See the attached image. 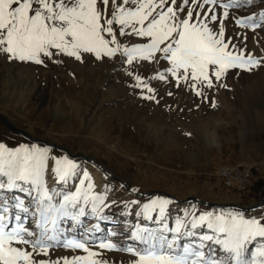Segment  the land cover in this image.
<instances>
[{"label": "snow or ice", "instance_id": "snow-or-ice-1", "mask_svg": "<svg viewBox=\"0 0 264 264\" xmlns=\"http://www.w3.org/2000/svg\"><path fill=\"white\" fill-rule=\"evenodd\" d=\"M252 4L253 0H0V58L42 67L66 59L81 64L120 60L129 66L124 71L135 80L132 86L146 91L141 99L157 103L156 90L131 69L145 61L166 62L149 80L183 87L206 100V90L226 87L223 80L230 70L264 67V56L238 47L231 37L225 39L229 10ZM233 23L256 32L264 26V10L233 16ZM132 37L140 42H123ZM49 168L55 180L51 188L46 179ZM110 191L105 185L97 192L87 168L52 154L48 147L9 148L0 143V264H106L96 258L99 252L90 250L92 245L127 252L136 257L132 264H264V210L257 218L236 210L197 215L195 208L182 209L183 215L170 226L173 201L159 196L143 204L131 200L124 203L125 210L135 205L138 218L161 226L137 224L131 232L133 244L122 248L108 239L117 235L111 231L89 239L101 230L98 224L84 228L82 218L106 220V210L115 205L107 200ZM29 217L32 228L27 226ZM68 222L70 227H63ZM56 247L86 255L62 261L36 259L48 257Z\"/></svg>", "mask_w": 264, "mask_h": 264}, {"label": "rangeland", "instance_id": "rangeland-1", "mask_svg": "<svg viewBox=\"0 0 264 264\" xmlns=\"http://www.w3.org/2000/svg\"><path fill=\"white\" fill-rule=\"evenodd\" d=\"M261 10L264 0H253L252 6L240 11L230 9L227 20L232 25L233 16L258 14ZM232 26L225 33L226 40L231 37L238 47H246L256 57L264 56V26L256 32ZM237 33H241L239 39ZM245 34L247 44L243 40ZM123 42L131 46L140 40L132 37L124 38ZM142 65L132 66L133 75H140L156 90L159 103L141 99L146 91L142 93L132 86L135 80L124 71L129 66L120 60L115 63L86 60L81 64L66 59L62 64L49 62L42 67L0 58V115L36 140L11 131L0 119V143L9 148L20 144L48 147L52 154L67 156L81 168L89 164L103 169L108 175L102 173L105 180H99L87 168L95 190L100 192L107 185L111 189L107 200L115 201V205L106 210V220L85 217L83 226L100 227L101 231L92 233L89 239L106 236L109 231L117 233L108 239L121 248L133 244L130 237L137 224L153 229L161 226L154 220L138 218L135 205L125 210V202L137 200L143 204L157 196L170 199L173 201L169 205L170 226L177 215H183L182 209L195 208L197 215L204 211L235 210L185 201L187 197L248 206L218 182V187L212 185L217 181L214 176L220 165L238 162L252 167L262 181L259 189L264 191V67L251 72L230 70L223 80L226 87L206 90L205 100L183 87L178 89L149 80L163 70L166 62L145 61ZM46 179L51 188L55 180L50 168ZM262 210L264 205L240 212L259 218ZM27 226L33 227L31 217ZM63 227H70V222ZM90 250L99 252L96 258L106 264H132L136 259L127 252L101 250L95 245ZM81 255L86 254L56 247L50 249L48 257L36 259L62 261L64 257Z\"/></svg>", "mask_w": 264, "mask_h": 264}, {"label": "built area", "instance_id": "built-area-1", "mask_svg": "<svg viewBox=\"0 0 264 264\" xmlns=\"http://www.w3.org/2000/svg\"><path fill=\"white\" fill-rule=\"evenodd\" d=\"M216 180L223 187L245 195L253 179L252 167L241 162L235 165H221L215 173Z\"/></svg>", "mask_w": 264, "mask_h": 264}, {"label": "water", "instance_id": "water-1", "mask_svg": "<svg viewBox=\"0 0 264 264\" xmlns=\"http://www.w3.org/2000/svg\"><path fill=\"white\" fill-rule=\"evenodd\" d=\"M0 119L2 120V122L4 123V125L9 128L11 131H14L16 133H20L21 135H23L24 137H26L27 139L31 140V141H36L34 139H32L28 133H26L25 131L19 130L16 127L12 126V124L2 115H0ZM50 145L54 146L57 149H61L62 151H66L65 149L55 145V144H51ZM94 164V163H92ZM98 170L103 173L104 175H108L103 169L99 168L97 165H95ZM185 201H191L200 205H210L213 207H217V208H224V207H232L235 210H239V211H251V210H256L260 207L263 206V202L260 201L257 205L254 206H250V207H244V206H240L238 204H219V203H212V202H206L204 200H201L197 197H187Z\"/></svg>", "mask_w": 264, "mask_h": 264}, {"label": "crops", "instance_id": "crops-1", "mask_svg": "<svg viewBox=\"0 0 264 264\" xmlns=\"http://www.w3.org/2000/svg\"><path fill=\"white\" fill-rule=\"evenodd\" d=\"M242 163V162H241ZM231 164V163H230ZM243 164V163H242ZM221 166V165H220ZM259 175H257V173H255L254 171H253V179H254V177L256 178L255 180V182L253 183V182H251V184H250V186H249V191H248V193H246L245 195H242V194H240V193H237V192H234V193H236L237 195H238V197H239V199H241V201H243V202H245V203H242L243 205H248V206H253V205H255V204H257L258 202H259V200L260 199H262V195H261V192L263 191V190H261V189H259V186H258V184H260V182H262V181H260V179H259V177H258ZM214 178H215V176H214ZM252 179V180H253ZM214 180H216V178L214 179ZM216 182H218V181H215V182H213V186H215V187H218V184L216 183ZM219 183V182H218ZM220 184V183H219ZM221 185V184H220ZM222 186V185H221ZM222 188H224L223 186H222ZM224 189H226V188H224ZM226 190H228V191H231V190H229V189H226ZM264 192V191H263Z\"/></svg>", "mask_w": 264, "mask_h": 264}, {"label": "bare ground", "instance_id": "bare-ground-1", "mask_svg": "<svg viewBox=\"0 0 264 264\" xmlns=\"http://www.w3.org/2000/svg\"><path fill=\"white\" fill-rule=\"evenodd\" d=\"M181 0H177V2L179 3ZM101 7H103V5H101ZM233 23V22H232ZM234 24V23H233ZM232 24V25H233ZM218 25H219V21H217L216 22V27H217V30H218ZM232 25H230V22L226 19L225 21H224V27H225V33L226 32H229L232 28H233V26ZM246 33H247V31H246ZM237 38V37H236ZM242 40V39H241ZM243 41V40H242ZM233 43H235V41L233 42ZM243 43V42H242ZM245 44V43H244ZM246 44H247V42H246ZM253 46V45H252ZM249 48V47H248ZM87 168L91 171V173L94 175V176H96L99 180H103L104 179V176H103V174L96 168H94V167H92V166H90L89 164H87ZM96 178V179H97ZM105 180V179H104Z\"/></svg>", "mask_w": 264, "mask_h": 264}, {"label": "trees", "instance_id": "trees-1", "mask_svg": "<svg viewBox=\"0 0 264 264\" xmlns=\"http://www.w3.org/2000/svg\"><path fill=\"white\" fill-rule=\"evenodd\" d=\"M259 186V185H258Z\"/></svg>", "mask_w": 264, "mask_h": 264}]
</instances>
